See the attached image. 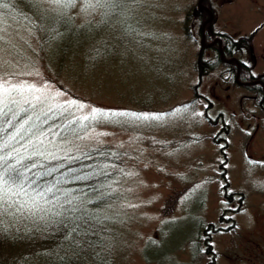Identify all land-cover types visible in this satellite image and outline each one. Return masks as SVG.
Returning <instances> with one entry per match:
<instances>
[{
  "label": "rangeland",
  "instance_id": "obj_1",
  "mask_svg": "<svg viewBox=\"0 0 264 264\" xmlns=\"http://www.w3.org/2000/svg\"><path fill=\"white\" fill-rule=\"evenodd\" d=\"M31 1L48 17L60 11ZM206 1L212 19L200 25L199 0H120L114 11L79 0L82 34L93 36L82 60L90 46L102 51L80 77L68 61L70 74L56 70L50 43L40 47L15 16L0 17V85L17 89L0 108L29 109L15 132L30 115L59 108L78 127L34 131L40 153L108 145L121 154L113 200L101 209L110 264H264L262 92L238 83L231 65L264 80V0ZM209 24V43L232 50L227 65L211 49L199 53L208 43L198 30L205 35ZM242 36L249 46H233Z\"/></svg>",
  "mask_w": 264,
  "mask_h": 264
},
{
  "label": "trees",
  "instance_id": "obj_2",
  "mask_svg": "<svg viewBox=\"0 0 264 264\" xmlns=\"http://www.w3.org/2000/svg\"><path fill=\"white\" fill-rule=\"evenodd\" d=\"M78 3L79 0H73L71 3L64 0L58 4L60 11L52 12L48 17L41 8L36 7L38 11L35 12L32 7H28V4H32L31 0H2L0 17L9 14L15 16L18 19L16 21L31 29L30 32L37 37L40 47L50 43V60L56 70L70 74L62 65L68 61L72 75L80 77L83 75L82 67L89 66L88 62L91 65L98 63L102 51L94 45L90 46L82 60L83 55L80 53L84 50L81 44L86 40H93V36L82 34L83 25L76 12ZM195 12L200 25L209 16L205 9L196 8ZM198 34H201V28ZM213 34L215 32L210 33L207 30L204 40L209 43ZM250 40L249 36H242L232 44L235 47H246L249 46ZM227 47L228 45L223 49L225 58L232 55V50ZM206 48L215 54L217 64L229 63L221 58L217 43L201 47L199 53ZM197 62L203 64L201 58ZM231 65L236 70V64ZM240 72L242 79H249L246 68H241ZM248 87L258 90L257 84ZM28 111L29 109L24 108L12 113L5 109L0 113V155L7 156L12 153L7 161L11 164L25 157L18 165L21 170L25 166L31 168L32 164H36L37 167L28 173L30 177L35 172L56 169L51 175L40 178L38 183L54 184L61 203L65 199H73V207L76 210L67 211L69 206L65 204L63 208L55 207L44 218H40L43 214L33 216L27 212L16 213L15 208L0 213V264H110L102 249L105 233L103 226L106 223L103 217L101 218V209L104 203L113 200V195L110 194L116 171L113 166L121 163V154L117 151L116 153L112 147L103 145L72 156L32 155L33 152L40 153L39 146L32 144L35 139L34 131L45 137L54 131L71 132L78 127V123L66 120L65 115L57 108L46 113L30 115L26 125L16 133L17 125L27 118ZM65 193L68 195L65 196ZM49 197L51 198V194ZM14 199L19 201L26 197L21 194ZM56 212H60V215L57 216Z\"/></svg>",
  "mask_w": 264,
  "mask_h": 264
},
{
  "label": "snow or ice",
  "instance_id": "obj_3",
  "mask_svg": "<svg viewBox=\"0 0 264 264\" xmlns=\"http://www.w3.org/2000/svg\"><path fill=\"white\" fill-rule=\"evenodd\" d=\"M49 3L60 4L64 0H47ZM68 3L73 2V0H67ZM90 6L94 7H103L105 9L115 10L116 6L120 3V0H86ZM0 6L2 5V0H0ZM2 88L0 92V104L3 103V99L7 95H10L13 91L17 90L16 86L12 88ZM15 103L16 101H12ZM95 111V110H94ZM2 112V108H0ZM115 114V113H113ZM119 115H132L137 116L136 113H124L121 112ZM142 119H148L146 114H142ZM7 147V145H3ZM43 154L33 152L32 155ZM12 153H8L7 156L0 155V213L9 212V210L15 208L16 213L27 212L33 216L37 214H43L40 218H44L50 212L54 210L55 207L63 208L65 204L69 206L67 211H75L73 207V199H65L62 203L60 197L56 195V186L54 184H43L38 183V180L44 176L51 175L56 169H49L45 172H35L32 173V176H29L31 169L37 167L36 164H32L31 168L25 166L22 170L18 165H20L21 160L25 157H21L16 161L15 164L8 163V156H11ZM27 185V187H26ZM23 194L26 199L16 200L14 197H19ZM51 194V198L49 197ZM65 196L68 194L65 193ZM51 206V207H50ZM14 214V213H13ZM56 215L59 216L60 212H56Z\"/></svg>",
  "mask_w": 264,
  "mask_h": 264
},
{
  "label": "flooded vegetation",
  "instance_id": "obj_4",
  "mask_svg": "<svg viewBox=\"0 0 264 264\" xmlns=\"http://www.w3.org/2000/svg\"><path fill=\"white\" fill-rule=\"evenodd\" d=\"M205 22V20L203 21V23ZM209 21H207L208 23ZM203 25L201 26V34H203V37H204V32H203ZM210 33L214 32V30L211 28L210 24L208 25V29H207ZM211 44V43H208V45ZM222 49H219V53ZM230 58V57H229ZM231 61V58L229 59V61L227 62H230ZM229 68H232L231 66H228ZM241 68H246V65H244V63L242 62H236V70H235V76H240L241 75V72H240V69ZM234 69V68H232ZM247 69V68H246ZM249 79H243L241 84H245V85H259L257 88H258V91L259 92H262L259 94V104H262V102H264V80L263 79H260V78H252V76L250 75L249 71H248V75ZM260 83V84H259ZM262 109L264 110V104L261 105ZM212 225V224H211Z\"/></svg>",
  "mask_w": 264,
  "mask_h": 264
},
{
  "label": "water",
  "instance_id": "obj_5",
  "mask_svg": "<svg viewBox=\"0 0 264 264\" xmlns=\"http://www.w3.org/2000/svg\"><path fill=\"white\" fill-rule=\"evenodd\" d=\"M201 6H202V4H201V0H199V2L197 3V8H201ZM208 19H209V20L212 19V15H211V13H210ZM202 38H203V34H202Z\"/></svg>",
  "mask_w": 264,
  "mask_h": 264
}]
</instances>
